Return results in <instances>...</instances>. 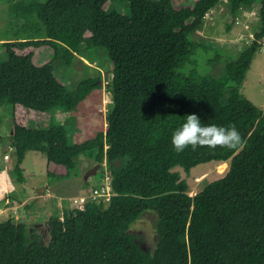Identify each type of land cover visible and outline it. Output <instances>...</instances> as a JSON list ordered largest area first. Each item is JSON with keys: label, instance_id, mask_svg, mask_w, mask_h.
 Returning a JSON list of instances; mask_svg holds the SVG:
<instances>
[{"label": "trees", "instance_id": "obj_1", "mask_svg": "<svg viewBox=\"0 0 264 264\" xmlns=\"http://www.w3.org/2000/svg\"><path fill=\"white\" fill-rule=\"evenodd\" d=\"M2 1L19 27L0 41V106L11 110L16 181L25 180L30 150L45 154L48 178L58 179L71 177L86 153L108 169L113 195L51 216L47 243L25 219L1 220L0 264H264V108L241 91L264 42V0H126L128 14L110 9L112 0ZM225 1L234 16L242 6L257 13L259 25L215 77L197 69L192 56L206 45L193 34ZM82 44L109 57L112 107L105 130L70 145L64 126L45 124L54 107L75 109L98 84L99 76L85 78L70 90L55 68L71 66ZM191 113L203 125H235L246 146L176 153L172 134ZM208 161H228L227 170L190 195L173 168ZM148 209L158 215L152 252L129 231Z\"/></svg>", "mask_w": 264, "mask_h": 264}, {"label": "rangeland", "instance_id": "obj_2", "mask_svg": "<svg viewBox=\"0 0 264 264\" xmlns=\"http://www.w3.org/2000/svg\"><path fill=\"white\" fill-rule=\"evenodd\" d=\"M186 1L189 0H175L177 4ZM109 8L122 14L129 13L126 0H112ZM213 11L208 14L204 27L193 34V37L204 42L206 47L198 49L192 58L200 72L219 77L229 55L239 52L251 42L250 35H253L258 28L259 16L246 6H242L240 12L234 16L226 1ZM245 14L246 19H243ZM9 22L8 3L0 0V40L13 39L17 36L19 27L10 26ZM233 41L239 45H233ZM82 50H84L83 44L79 47L78 58L71 66L55 63V68L70 90L85 78L99 76L98 84L90 90L75 109L66 110L62 107H54L51 111V121L45 124L46 126H64L70 145L92 139L97 136L98 132L105 130L106 115L112 107L109 90L112 66L107 53L102 49L86 52ZM215 51H218L217 54L221 56L218 61L214 57ZM6 59V50L0 44V60ZM192 66V63L186 66V73ZM241 91L256 106L264 108V44L253 57L242 82ZM12 128L10 107L1 105L0 221L8 217L25 219L30 233L39 236L43 243H47L50 239L49 218L61 214L64 209L75 208L77 205L73 202V198L89 199L93 188L108 181L105 178L108 175V169L100 168L94 157L81 153L75 158L76 166L71 177L48 178L45 169V154L30 150L21 164L25 180L18 182L12 173L16 156L14 148H11L9 144ZM96 165L98 167L93 172ZM227 167L228 161H208L191 167L189 171H185L181 166H175L173 169L178 171L181 178L187 182L189 194L194 195L209 181L222 176ZM41 188L44 190L39 191ZM78 201L83 205V201ZM157 216L154 210H145L129 228L139 246L151 252L154 251L158 242Z\"/></svg>", "mask_w": 264, "mask_h": 264}, {"label": "clouds", "instance_id": "obj_3", "mask_svg": "<svg viewBox=\"0 0 264 264\" xmlns=\"http://www.w3.org/2000/svg\"><path fill=\"white\" fill-rule=\"evenodd\" d=\"M171 144L176 153H182L189 148L192 151L198 148H220L240 152L246 146L241 132L235 125H203L201 117L196 113L187 114L185 122L173 132Z\"/></svg>", "mask_w": 264, "mask_h": 264}, {"label": "built area", "instance_id": "obj_4", "mask_svg": "<svg viewBox=\"0 0 264 264\" xmlns=\"http://www.w3.org/2000/svg\"><path fill=\"white\" fill-rule=\"evenodd\" d=\"M263 44L264 43H262V46H263ZM105 178L108 179L107 182L104 183L102 181L103 183L100 184V186H96L95 188H93L92 195L89 198L90 200H95V201H101L102 200L104 202L110 200V197L113 195V191H112L111 186H110V176H109V174L106 175ZM89 199H87V200H89ZM78 200L83 201V205L87 201L83 197L82 198H73V202L77 205L76 207H78V208H82L83 207L81 202L78 201Z\"/></svg>", "mask_w": 264, "mask_h": 264}, {"label": "crops", "instance_id": "obj_5", "mask_svg": "<svg viewBox=\"0 0 264 264\" xmlns=\"http://www.w3.org/2000/svg\"><path fill=\"white\" fill-rule=\"evenodd\" d=\"M212 12H214V11H212ZM255 13V12H254ZM213 14V13H212ZM218 14V13H217ZM243 19H246V14L243 16ZM252 37V35H250V38ZM0 41H2V40H0ZM234 42V41H233ZM233 45H239L238 43L237 44H235V42L234 43H232ZM235 54V53H234Z\"/></svg>", "mask_w": 264, "mask_h": 264}, {"label": "water", "instance_id": "obj_6", "mask_svg": "<svg viewBox=\"0 0 264 264\" xmlns=\"http://www.w3.org/2000/svg\"><path fill=\"white\" fill-rule=\"evenodd\" d=\"M98 167V165H96L95 167H94V169H93V172H95L96 171V168ZM44 190V188L42 189H40L39 191H43Z\"/></svg>", "mask_w": 264, "mask_h": 264}]
</instances>
